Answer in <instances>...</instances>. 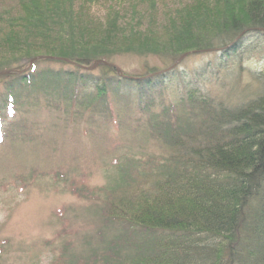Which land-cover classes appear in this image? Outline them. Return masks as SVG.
<instances>
[{"label":"trees","instance_id":"1","mask_svg":"<svg viewBox=\"0 0 264 264\" xmlns=\"http://www.w3.org/2000/svg\"><path fill=\"white\" fill-rule=\"evenodd\" d=\"M100 9L102 20L93 12ZM225 31L264 33V0H0V76L9 79L0 144L20 139L27 126L11 124L28 96L38 104L41 94L64 112L75 104L89 110L91 127L95 111L109 120L118 115L112 103L129 102L163 151L159 161L114 158L122 174L141 164L145 180L134 170L143 181L126 179L122 198L102 209L125 231L122 243L80 264H264V84L256 98L234 105L187 77L173 87V75L149 68L130 76L107 62L117 52L180 60L211 48L208 35ZM46 60L73 69L38 70ZM23 61L33 66L15 74ZM84 183H71L72 194L93 198Z\"/></svg>","mask_w":264,"mask_h":264},{"label":"rangeland","instance_id":"2","mask_svg":"<svg viewBox=\"0 0 264 264\" xmlns=\"http://www.w3.org/2000/svg\"><path fill=\"white\" fill-rule=\"evenodd\" d=\"M93 12L103 19L102 9ZM231 34L210 33L211 48L180 60L117 52L107 62L130 76L141 75L149 68L173 75V87L183 85L182 79L187 77L194 83L192 86L209 91L219 100L242 105L256 98L264 84V33L242 37ZM233 47L235 50L230 51ZM240 57L241 61L236 62ZM46 62L41 61L38 70L73 69L70 65ZM23 64L24 61L14 65L19 67L15 74L25 76L33 66V62L24 68ZM238 64L244 67L240 73ZM92 70L93 74L100 73L98 67ZM202 70L206 76L194 77ZM8 80L0 76V101ZM176 91L170 94L175 96ZM48 98L40 94V101L34 104V98L28 96L24 111L11 124L18 129L27 127H23L19 140L0 144V264H80L79 261L99 258L125 234L121 227L112 226L102 217L106 201L122 198L125 180L131 178L132 183H140L145 172L140 164L122 174L112 161L123 154L139 163L163 158L146 119L129 111V102L116 106L112 103L118 115L109 113V120L105 110L95 111L96 116H92L96 122L91 127L87 122L89 110L75 104L64 112L48 103ZM79 181L95 193L93 198L72 194L70 184Z\"/></svg>","mask_w":264,"mask_h":264}]
</instances>
